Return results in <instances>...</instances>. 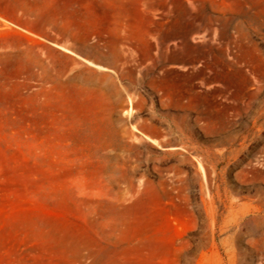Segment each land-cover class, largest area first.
<instances>
[{
  "label": "rangeland",
  "instance_id": "1",
  "mask_svg": "<svg viewBox=\"0 0 264 264\" xmlns=\"http://www.w3.org/2000/svg\"><path fill=\"white\" fill-rule=\"evenodd\" d=\"M0 264H264V0H0Z\"/></svg>",
  "mask_w": 264,
  "mask_h": 264
}]
</instances>
